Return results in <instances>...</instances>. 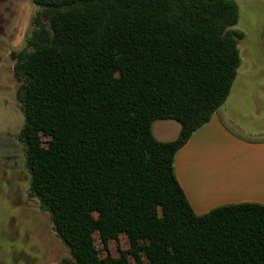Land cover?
<instances>
[{"label": "trees", "instance_id": "16d2710c", "mask_svg": "<svg viewBox=\"0 0 264 264\" xmlns=\"http://www.w3.org/2000/svg\"><path fill=\"white\" fill-rule=\"evenodd\" d=\"M10 54L31 195L69 252L59 264H264V205L194 212L177 153L230 96L234 0H32ZM181 126L160 142L156 121ZM98 234L103 249L96 246ZM125 235L127 250L110 253Z\"/></svg>", "mask_w": 264, "mask_h": 264}, {"label": "rangeland", "instance_id": "374dc122", "mask_svg": "<svg viewBox=\"0 0 264 264\" xmlns=\"http://www.w3.org/2000/svg\"><path fill=\"white\" fill-rule=\"evenodd\" d=\"M234 1L240 13L234 29L245 35L239 41L243 61L245 64L256 61L264 67V0ZM36 10L32 0H0V264H47L49 261L59 264L69 257L62 241L50 235V215L41 211L39 201L31 195V175L17 140L24 114L16 98L19 83L13 74L10 54L25 47ZM230 126L240 135L262 137L264 110L235 114ZM95 241L102 250L98 234ZM128 248L125 235L111 241L109 246L114 257L119 256V250ZM130 264H137L132 257Z\"/></svg>", "mask_w": 264, "mask_h": 264}, {"label": "crops", "instance_id": "0c3cea01", "mask_svg": "<svg viewBox=\"0 0 264 264\" xmlns=\"http://www.w3.org/2000/svg\"><path fill=\"white\" fill-rule=\"evenodd\" d=\"M263 94L264 67L256 61L245 64L241 56L229 98L177 153L176 177L196 214L229 204L264 205V136L246 137L230 126L235 114L262 112ZM180 131L174 120L153 125L154 137L160 142L174 141ZM50 235L55 237L53 230Z\"/></svg>", "mask_w": 264, "mask_h": 264}]
</instances>
